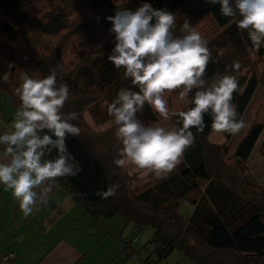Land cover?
<instances>
[{"label": "trees", "instance_id": "obj_1", "mask_svg": "<svg viewBox=\"0 0 264 264\" xmlns=\"http://www.w3.org/2000/svg\"><path fill=\"white\" fill-rule=\"evenodd\" d=\"M143 3L173 14L191 4L198 20L208 15L218 28H224L220 43L227 51L220 55L221 50L209 45L213 62L207 67V81L211 82L216 73H224L226 67L231 73L234 60L240 62V72L246 66V50L252 45L247 31L237 27L240 17L223 16L220 5H212L208 0H125L120 4L113 0H0V92L7 95L11 107L17 110L20 101L14 90L21 83V72L43 78L50 70L57 71L58 83H67L70 89L63 111L78 113V119L72 123L80 127L81 134L69 136L66 143L82 168L75 177L56 180L57 187L81 204L94 221L120 217L125 226L133 225L138 231L151 227L152 235L143 249L147 245L152 247L149 255L154 261L166 260L173 251H178L189 264H264V187H253L247 172L243 174L238 167L249 160L264 131V123L253 122L249 126L235 145L236 163L228 164L226 146L207 141L213 130L211 115L205 114L203 132L191 129L195 142L184 153L182 162L166 177L155 178L144 188L132 191L130 178L114 163L120 158L118 149L122 147L115 138V127L99 132L86 121V110L99 102V97L109 105L119 89L132 88L123 69L117 70L107 58L114 48L115 34L110 32L112 24L106 18L123 8L135 11ZM40 8L44 13L31 17V12ZM86 12L91 19L72 23L73 16ZM94 26L95 35H89L86 31ZM73 36L82 41L83 55L85 50L99 49L90 63L65 67L61 58H56L52 44L44 39L57 38L56 46L61 50ZM258 56L264 63L262 47ZM5 73L9 74L7 82L2 79ZM238 79L243 91L234 94L233 104L239 120L259 83L264 85V69L259 76L251 70ZM195 91L189 94V100ZM137 116L146 125L157 122V114L147 104ZM172 120L176 125L177 118ZM222 135L226 142L233 136ZM260 154L264 158V145ZM56 155L53 150L45 158L55 159ZM112 184L119 185L115 196L102 199L95 194ZM249 190L253 191L250 195ZM182 201L190 207L188 218L179 212ZM123 252L129 258L138 251L132 249L131 243H125ZM148 260L142 264H149Z\"/></svg>", "mask_w": 264, "mask_h": 264}, {"label": "clouds", "instance_id": "obj_2", "mask_svg": "<svg viewBox=\"0 0 264 264\" xmlns=\"http://www.w3.org/2000/svg\"><path fill=\"white\" fill-rule=\"evenodd\" d=\"M219 4L221 14L236 17L237 27L247 31L251 41L250 52H259L264 46V0H208ZM112 24L115 45L108 60L117 70L123 69L132 88L119 89L107 107L115 127V138L122 145L114 163L130 168L129 175H154L164 178L183 160L186 150L194 145L196 128L203 132L204 116L211 115L215 133L238 134L244 127L243 118L233 104L234 94L242 92L238 76L241 64L234 60L232 72L205 79L212 53L208 41L185 19L177 35V17L164 9H155L143 3L135 11L123 8L106 18ZM223 55L221 51L219 53ZM235 73V74H233ZM55 69L43 78H33L21 72L15 94L20 105L7 130L0 134L4 157L0 160V185L11 191L24 217L48 202L54 182L63 177H75L82 168L68 151L67 138L77 137L81 129L72 121L78 119L75 111L64 112L69 100L67 83H58ZM2 79L7 82L9 74ZM195 91L189 100V94ZM178 92L184 109L169 107L167 97ZM164 120L176 117V125L143 123L137 116L145 105ZM53 150L55 159H46ZM118 184L109 185L95 194L102 199L115 196Z\"/></svg>", "mask_w": 264, "mask_h": 264}, {"label": "crops", "instance_id": "obj_3", "mask_svg": "<svg viewBox=\"0 0 264 264\" xmlns=\"http://www.w3.org/2000/svg\"><path fill=\"white\" fill-rule=\"evenodd\" d=\"M254 95L249 105L256 102L254 109L257 110ZM216 135L220 136V133ZM260 150L261 147L259 153ZM3 159L0 155V160ZM252 165L253 160L246 162L247 168ZM247 176L252 177L249 170ZM54 184L48 202L27 218L11 191H5L0 185V254L13 252L14 259L10 264H142L146 258L149 264H189L186 258L187 262H184L181 257H175L174 251L168 259L158 262L150 257V251L144 256L146 249L143 247L149 239L140 246V240H133L129 235H133L136 228L133 230L123 222L120 231H113L112 222L117 221H94L81 204L59 189L56 182ZM127 227L129 233L125 234ZM113 237H118V241ZM125 243H131L132 249L138 252L126 258Z\"/></svg>", "mask_w": 264, "mask_h": 264}, {"label": "rangeland", "instance_id": "obj_4", "mask_svg": "<svg viewBox=\"0 0 264 264\" xmlns=\"http://www.w3.org/2000/svg\"><path fill=\"white\" fill-rule=\"evenodd\" d=\"M125 0H113L114 3L120 4L121 2H124ZM44 9L40 8L37 11L31 12V17H39L44 13ZM177 17V28L175 30L176 34H181L179 29L182 26L185 19H188L190 24L195 27L201 35L209 42L208 46L211 45L212 47H215L218 49V51H222L225 53L227 51L226 48L221 46V39L220 34L224 30V28H218L212 18L208 15L204 16L202 19H197L196 15V9L191 5H187L186 7L182 8L181 10L177 11L175 13ZM91 19L90 14L88 12L73 16L71 18V21L74 25L78 23H84V21H88ZM27 27H24V30L27 31ZM96 27H91L88 31H86L89 35H95L96 33ZM44 41L47 43V41L52 44L51 48H54V51L58 49L59 57L61 58L63 65L65 67H72L73 65L77 64L79 66L84 65L85 63H90L91 59L95 57L97 50H85L86 55H83L81 52L84 49V46L81 44L82 41L77 39L76 37H69V40H67V43H64L61 50L59 46H56L57 38H47L44 39ZM70 43V44H69ZM67 45V46H66ZM262 51H264V46H262ZM247 64L246 66H243L240 76H247L248 73L253 70L257 76L261 74L262 69H264V63L259 61L258 59H261L260 56H258V52L252 53L249 50H246V58ZM245 64V61H244ZM69 67V69H70ZM169 102V107L176 108V109H182L185 104H183L178 99V92L172 93L169 97H167ZM254 101H257V110L254 109L255 104L251 103L247 110L245 111L243 115V120L245 122V127L238 133L232 136L231 140L226 142L225 139L222 136V133L219 135H216L218 133H213L207 138L208 143L212 145H225L227 148V155H226V162L228 164L236 163L235 159L233 158V151L235 148V145L238 143V141L243 137L245 132L248 130V127L255 121L264 123V85L259 83L256 93L254 95ZM99 102H97L95 105H92L91 107L86 110L85 118L91 123L92 128L95 131L104 132L106 130H109L112 126H110V122L112 121V118L108 115L107 107L108 103L103 101L102 97L98 98ZM16 109L11 107L9 103V99L7 95L0 92V133L3 134L5 130H7L8 126H10L14 115H15ZM93 115V116H92ZM160 123L163 126L171 127L175 126V123L173 122L172 118L171 120L164 121L162 120L158 114H157V122ZM148 124H154V123H148ZM147 124V125H148ZM115 130V129H114ZM264 145V131H262L258 141L255 144V147L252 151L251 157L249 158V161L253 160V165L249 168L246 167L244 164H238L239 169L243 174H245L248 170L251 173L250 177L251 179L248 180V182L255 188L259 189L261 187H264V158L261 157V154L259 153L260 147ZM262 158V159H261ZM123 172L130 178V188L132 191H137L145 186H147L149 183H151L156 177L154 175H149L148 177H142L139 173H133L132 175H129L130 168H122ZM253 191L248 192L250 195ZM250 200L254 199L250 197ZM179 212L184 218H188L190 215V207L186 206L184 201L180 203L179 206ZM107 221H117L112 222L113 226L111 227V230L113 231H120L122 229L123 225V219L120 217H116L113 219H108ZM119 223V224H118ZM132 227L131 229H135L133 225H130ZM128 228H125V234L129 233ZM152 228L151 227H145L141 231H138L137 229L133 231V235L129 234L133 240L139 239V245H144L150 236L152 235ZM118 236V235H117ZM112 239H115L118 241V237H113ZM152 247L150 245H147L146 251L143 252V255L145 256L147 251H151ZM173 255L175 257L179 256L181 257V261L187 262V260L178 252L174 251Z\"/></svg>", "mask_w": 264, "mask_h": 264}, {"label": "built area", "instance_id": "obj_5", "mask_svg": "<svg viewBox=\"0 0 264 264\" xmlns=\"http://www.w3.org/2000/svg\"><path fill=\"white\" fill-rule=\"evenodd\" d=\"M13 259L14 254L11 251L0 254V264H10Z\"/></svg>", "mask_w": 264, "mask_h": 264}, {"label": "water", "instance_id": "obj_6", "mask_svg": "<svg viewBox=\"0 0 264 264\" xmlns=\"http://www.w3.org/2000/svg\"><path fill=\"white\" fill-rule=\"evenodd\" d=\"M55 54H56V58L59 59L58 49H56Z\"/></svg>", "mask_w": 264, "mask_h": 264}]
</instances>
